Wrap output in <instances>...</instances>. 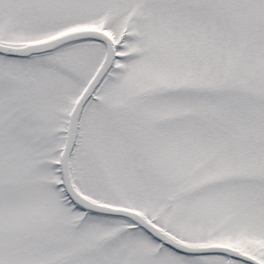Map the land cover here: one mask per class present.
<instances>
[{
    "label": "snow or ice",
    "instance_id": "6c2138e0",
    "mask_svg": "<svg viewBox=\"0 0 264 264\" xmlns=\"http://www.w3.org/2000/svg\"><path fill=\"white\" fill-rule=\"evenodd\" d=\"M0 264H264V0H0Z\"/></svg>",
    "mask_w": 264,
    "mask_h": 264
}]
</instances>
